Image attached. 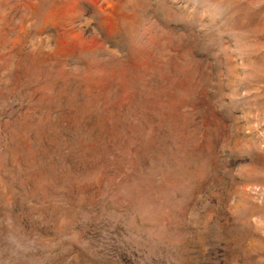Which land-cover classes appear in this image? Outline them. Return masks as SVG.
<instances>
[{
	"label": "rangeland",
	"instance_id": "rangeland-1",
	"mask_svg": "<svg viewBox=\"0 0 264 264\" xmlns=\"http://www.w3.org/2000/svg\"><path fill=\"white\" fill-rule=\"evenodd\" d=\"M0 264H264V0H0Z\"/></svg>",
	"mask_w": 264,
	"mask_h": 264
}]
</instances>
